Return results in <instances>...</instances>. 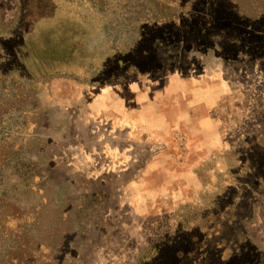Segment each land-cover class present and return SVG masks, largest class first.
I'll list each match as a JSON object with an SVG mask.
<instances>
[{
    "label": "rangeland",
    "instance_id": "obj_1",
    "mask_svg": "<svg viewBox=\"0 0 264 264\" xmlns=\"http://www.w3.org/2000/svg\"><path fill=\"white\" fill-rule=\"evenodd\" d=\"M130 1L144 0H123V15ZM157 1L164 16L203 0ZM255 1L229 0L243 18L182 33L180 64L162 71L100 86L57 75L33 96L5 89L0 119L14 131L0 144V264H137L177 230H214L203 211L232 205L235 171L254 158L253 140L264 144V22L249 17L264 3ZM20 8L0 0V37L17 32ZM6 51L15 56L0 48V60ZM13 62H0V79ZM246 191L233 230L264 264V189Z\"/></svg>",
    "mask_w": 264,
    "mask_h": 264
},
{
    "label": "trees",
    "instance_id": "obj_2",
    "mask_svg": "<svg viewBox=\"0 0 264 264\" xmlns=\"http://www.w3.org/2000/svg\"><path fill=\"white\" fill-rule=\"evenodd\" d=\"M103 1L19 0L17 32L6 38L0 37V48H11L15 53L12 56L6 51L0 60L2 64L14 61L4 74L5 79H0V97L5 95L8 87L16 97L23 96L26 90L33 96L38 94L42 83L57 75H70L80 82L100 86L137 72L148 75L162 71L167 66L180 64V58L176 56L181 52L174 43L182 33L191 37L193 32L189 31L199 25L215 30L214 25L228 17L243 18L241 9L236 10L229 0H192L193 4H199L184 6L178 3L164 16L158 12L168 4L157 0L127 2L131 15L122 14L123 0ZM263 3L264 0L259 5ZM250 7H254L253 4ZM153 10L156 13H152ZM249 17L264 22V5ZM169 29L175 31L171 36H168ZM26 74L31 81L26 80ZM2 81L5 86H1ZM10 121L5 117L0 119V144L11 135L10 131H14ZM249 150L254 153V158L245 156L243 165L231 179L230 184L237 185L232 205L222 213L215 206L203 211L205 219L215 224L214 230L207 231L204 236L190 232L186 235L185 229L177 230L155 243L137 264H152L154 258L171 247L174 251L162 253L166 257L159 259L160 264H262L261 260H256L255 249L233 230L232 219L237 218L244 205L248 187L255 184L260 190L264 189V144L253 140ZM10 157L12 162L18 158L14 153ZM5 171L6 165H2L0 177ZM4 189L0 187V198L4 196ZM248 207L253 208V205ZM25 229V233L32 231L29 224ZM15 234L13 230L6 232L10 242L17 236Z\"/></svg>",
    "mask_w": 264,
    "mask_h": 264
}]
</instances>
